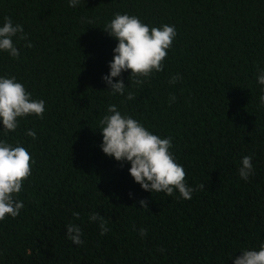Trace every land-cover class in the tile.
<instances>
[{
    "label": "trees",
    "instance_id": "obj_1",
    "mask_svg": "<svg viewBox=\"0 0 264 264\" xmlns=\"http://www.w3.org/2000/svg\"><path fill=\"white\" fill-rule=\"evenodd\" d=\"M116 13L177 32L162 72L140 86L129 82L130 72L113 78L128 87L124 95H110L101 79L118 43L103 30ZM5 17L28 39L13 38L17 59L0 51V77H15L45 102V112L20 119L7 135L0 125V140L25 147L33 161L17 196L22 210L0 222V264H234L241 250L259 249L264 0H81L75 7L69 0H0V26ZM128 92L135 99H125ZM109 105L172 138L186 183L197 189L190 200L142 190L129 163L103 154L99 120ZM246 155L253 157L248 181L238 174ZM93 212L106 221L103 236L100 222L89 220ZM69 223L80 227L82 245L66 238Z\"/></svg>",
    "mask_w": 264,
    "mask_h": 264
},
{
    "label": "clouds",
    "instance_id": "obj_2",
    "mask_svg": "<svg viewBox=\"0 0 264 264\" xmlns=\"http://www.w3.org/2000/svg\"><path fill=\"white\" fill-rule=\"evenodd\" d=\"M80 2L69 0V7H75ZM103 31L118 42L108 65L110 71L101 78L110 89V95H124L128 88L122 79L113 83V78H119L123 72H130L128 80L136 86L144 84L154 73L162 72L168 50L177 35L174 26L164 24L150 27L137 16L120 13L106 23ZM14 37L20 41L28 39L22 25L14 24L10 17H5L0 26V51L17 59L20 52L13 43ZM25 47L31 48L33 45L28 42ZM180 79L179 74L171 76L169 84L175 85ZM257 83L264 86V69L260 70ZM261 92L264 93V88H261ZM125 99L133 100L135 94L128 92ZM175 100V96L169 97L170 102ZM260 101L264 103V95H261ZM44 112L45 102L33 99L15 77H0V125L5 135L18 128L20 119L33 115L42 119ZM107 113L99 120L103 154L117 162L129 163V175L142 190L167 196L178 192L180 198L190 200L197 189L186 183L187 173L171 151L172 138L153 134L138 120L123 115L116 105H109ZM26 135L36 139L34 130H28ZM252 160L251 155L242 157L238 168L240 179L248 181L254 175ZM32 163L31 154L25 147L0 140V222L9 217L16 218L22 210L23 202L17 196L32 174ZM198 187L203 188V185ZM139 204L140 208L147 210L145 200H140ZM73 218L79 219V213H73ZM89 220L100 222L101 236L109 231L106 221L98 213L90 214ZM65 235L74 245L84 243L80 227L73 223L66 225ZM139 235L145 237L147 229H139ZM160 251L163 252V248ZM240 253L234 264H264V243L260 244L258 250H241Z\"/></svg>",
    "mask_w": 264,
    "mask_h": 264
}]
</instances>
